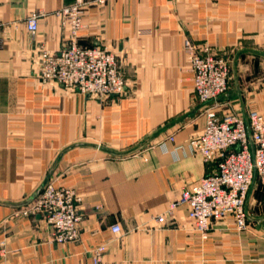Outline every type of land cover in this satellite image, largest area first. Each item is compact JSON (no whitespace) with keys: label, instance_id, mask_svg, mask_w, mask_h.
I'll list each match as a JSON object with an SVG mask.
<instances>
[{"label":"crops","instance_id":"crops-1","mask_svg":"<svg viewBox=\"0 0 264 264\" xmlns=\"http://www.w3.org/2000/svg\"><path fill=\"white\" fill-rule=\"evenodd\" d=\"M75 1L0 0V264H91L103 245L104 264H264L258 180L245 230L228 216L204 236L186 205L169 212L185 187L217 168L189 146L213 103L194 93L185 40L234 53L237 80L217 102L221 116L264 115V0L89 6L79 43L115 51L126 81L110 98L40 77V52L69 43L58 11ZM32 13L40 14L35 33L26 23ZM50 181L81 197L77 241L55 242L43 216L21 211Z\"/></svg>","mask_w":264,"mask_h":264},{"label":"built area","instance_id":"built-area-1","mask_svg":"<svg viewBox=\"0 0 264 264\" xmlns=\"http://www.w3.org/2000/svg\"><path fill=\"white\" fill-rule=\"evenodd\" d=\"M107 1L76 0L58 11L69 29V43L58 52L47 49L40 52L42 81H54L104 98L125 92L126 81L116 52L101 44L85 47L79 43L85 11L91 5ZM39 18V13L27 18V27L33 33L38 30ZM185 47L191 56L194 93L201 103H213L205 109L203 131L190 140L189 146L206 162L217 161V168L185 187L181 197L171 203L169 212L178 205H186L196 230L204 236L212 221L228 216L233 217L238 230H245L249 226V193L257 180L264 190V115L251 109L246 115L226 112L221 116L217 102L229 91L234 53L201 49L190 38H186ZM80 203L75 188L50 181L21 211L26 216H43L53 229V240L70 243L80 236ZM113 230L121 229L116 225ZM105 249L103 245L92 251L91 264H104Z\"/></svg>","mask_w":264,"mask_h":264},{"label":"water","instance_id":"water-1","mask_svg":"<svg viewBox=\"0 0 264 264\" xmlns=\"http://www.w3.org/2000/svg\"><path fill=\"white\" fill-rule=\"evenodd\" d=\"M258 53H259V52H258ZM260 54L264 55V53H260ZM235 62H236V58H234V60H233V68H234V75H235V78H236V80H237V72H236V70H235ZM252 190H253V187H252V189H251V191H250V193H249V196H250ZM37 194H38V193H37ZM249 196H248V197H249ZM247 203H248V202H247ZM249 217H250V215H249Z\"/></svg>","mask_w":264,"mask_h":264},{"label":"rangeland","instance_id":"rangeland-1","mask_svg":"<svg viewBox=\"0 0 264 264\" xmlns=\"http://www.w3.org/2000/svg\"><path fill=\"white\" fill-rule=\"evenodd\" d=\"M231 74H232L231 77H232V76L234 77L233 71L231 72ZM231 80H232V78H231Z\"/></svg>","mask_w":264,"mask_h":264}]
</instances>
